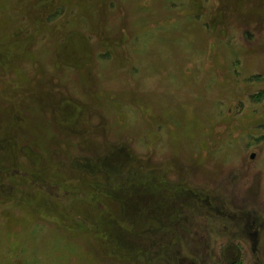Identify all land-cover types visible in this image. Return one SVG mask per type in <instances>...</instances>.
I'll use <instances>...</instances> for the list:
<instances>
[{"label":"rangeland","instance_id":"rangeland-1","mask_svg":"<svg viewBox=\"0 0 264 264\" xmlns=\"http://www.w3.org/2000/svg\"><path fill=\"white\" fill-rule=\"evenodd\" d=\"M140 1L0 0V264H264V0Z\"/></svg>","mask_w":264,"mask_h":264},{"label":"bare ground","instance_id":"bare-ground-1","mask_svg":"<svg viewBox=\"0 0 264 264\" xmlns=\"http://www.w3.org/2000/svg\"><path fill=\"white\" fill-rule=\"evenodd\" d=\"M176 105L178 106V104H176V102H175V100H174V102H173V106H174V108H175V109L177 110V112H178V108H177ZM203 173H204V170H203ZM112 229H113L114 231L118 232V233L120 232L121 235L123 236V238H125V239H126L128 236H129L131 239H133V240L135 239V238L133 237L132 234H131V235H126L125 233H122V232H121V229H119V228H117V227H113Z\"/></svg>","mask_w":264,"mask_h":264},{"label":"water","instance_id":"water-1","mask_svg":"<svg viewBox=\"0 0 264 264\" xmlns=\"http://www.w3.org/2000/svg\"><path fill=\"white\" fill-rule=\"evenodd\" d=\"M253 156V154L251 155V157Z\"/></svg>","mask_w":264,"mask_h":264},{"label":"crops","instance_id":"crops-1","mask_svg":"<svg viewBox=\"0 0 264 264\" xmlns=\"http://www.w3.org/2000/svg\"><path fill=\"white\" fill-rule=\"evenodd\" d=\"M141 1H142V0H141ZM141 1H140V2H141ZM140 2H139V3H140Z\"/></svg>","mask_w":264,"mask_h":264}]
</instances>
